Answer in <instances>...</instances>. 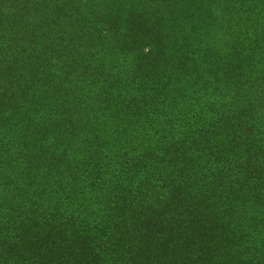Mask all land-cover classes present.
Listing matches in <instances>:
<instances>
[{
  "label": "trees",
  "instance_id": "16d2710c",
  "mask_svg": "<svg viewBox=\"0 0 264 264\" xmlns=\"http://www.w3.org/2000/svg\"><path fill=\"white\" fill-rule=\"evenodd\" d=\"M0 264H264V0H0Z\"/></svg>",
  "mask_w": 264,
  "mask_h": 264
}]
</instances>
